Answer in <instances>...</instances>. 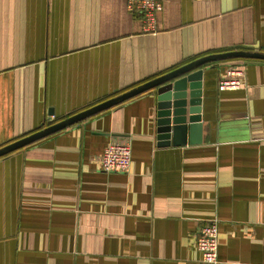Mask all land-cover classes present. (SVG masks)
Instances as JSON below:
<instances>
[{
    "label": "crops",
    "instance_id": "obj_1",
    "mask_svg": "<svg viewBox=\"0 0 264 264\" xmlns=\"http://www.w3.org/2000/svg\"><path fill=\"white\" fill-rule=\"evenodd\" d=\"M158 1L144 32L127 0H0V145L200 56L264 52V0ZM231 62L244 85L221 90ZM202 69L198 142L157 145L151 89L0 157V264H203L213 218L219 264H264V60ZM111 142L127 172L101 170Z\"/></svg>",
    "mask_w": 264,
    "mask_h": 264
},
{
    "label": "water",
    "instance_id": "obj_2",
    "mask_svg": "<svg viewBox=\"0 0 264 264\" xmlns=\"http://www.w3.org/2000/svg\"><path fill=\"white\" fill-rule=\"evenodd\" d=\"M234 58L264 60V52L229 50L192 59L74 114L0 145V157L151 89L155 90L157 98L155 129L157 145L185 144L187 134L190 141L198 142L197 137L200 136L202 128L200 114L202 66L217 60ZM48 113H51V110ZM50 120L49 117L48 121Z\"/></svg>",
    "mask_w": 264,
    "mask_h": 264
},
{
    "label": "built area",
    "instance_id": "obj_3",
    "mask_svg": "<svg viewBox=\"0 0 264 264\" xmlns=\"http://www.w3.org/2000/svg\"><path fill=\"white\" fill-rule=\"evenodd\" d=\"M129 11L141 14L144 32H156V16L162 10L158 0H127ZM244 85V71L240 65L231 62L225 76L218 81L221 90H235ZM100 168L104 172H127L131 162L129 142H111L99 157ZM218 222L213 218L203 224L196 235V245L201 253L203 264H219L218 260Z\"/></svg>",
    "mask_w": 264,
    "mask_h": 264
},
{
    "label": "trees",
    "instance_id": "obj_4",
    "mask_svg": "<svg viewBox=\"0 0 264 264\" xmlns=\"http://www.w3.org/2000/svg\"><path fill=\"white\" fill-rule=\"evenodd\" d=\"M133 87V86H132ZM131 88V87H130ZM119 93V92H118ZM118 93H114V94H111L110 96H113V95H116V94H118ZM110 96H108V97H110ZM107 97V98H108ZM106 99V98H105ZM54 121H56V120H50V121H48V123H46L45 125H48V124H51L52 122H54ZM44 126V125H43ZM42 126V127H43Z\"/></svg>",
    "mask_w": 264,
    "mask_h": 264
}]
</instances>
